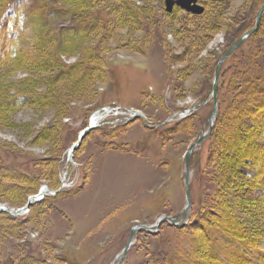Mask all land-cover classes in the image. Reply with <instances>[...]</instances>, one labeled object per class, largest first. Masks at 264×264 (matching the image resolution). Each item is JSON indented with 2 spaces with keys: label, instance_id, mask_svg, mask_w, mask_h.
<instances>
[{
  "label": "rangeland",
  "instance_id": "374dc122",
  "mask_svg": "<svg viewBox=\"0 0 264 264\" xmlns=\"http://www.w3.org/2000/svg\"><path fill=\"white\" fill-rule=\"evenodd\" d=\"M261 1L198 0L193 14L165 0H22L8 18L0 0V162L20 171H0V207L65 186L0 218V264H115L132 227L183 212L185 156L206 132L190 160L191 210L206 197L194 226L135 232L120 264H264V114L246 112L264 33L219 62Z\"/></svg>",
  "mask_w": 264,
  "mask_h": 264
},
{
  "label": "water",
  "instance_id": "95a60500",
  "mask_svg": "<svg viewBox=\"0 0 264 264\" xmlns=\"http://www.w3.org/2000/svg\"><path fill=\"white\" fill-rule=\"evenodd\" d=\"M179 6L180 8H182L183 10L189 12V13H193V14H201L204 12L205 8L202 4H200L198 2V0H165V6H166V10L168 12H171L175 6ZM264 11V3L262 4V6L260 7L259 11L257 12V16L255 19V23L252 29H250L248 31V33L244 34L239 40H237L229 49L228 51L221 57L219 62H222L235 48H237L247 37L248 35L252 34L253 32H255L259 25H260V21L262 19V14ZM220 66V63L218 64ZM217 67L216 71H215V80H214V86H213V92L212 95L214 97V100H216V91H217V82L216 79L219 75V70L220 67ZM216 116V105L214 107L213 110V114L210 117V121H212V119ZM91 128H88L86 130H83L82 133L79 135L77 143H75L72 146V151L76 150L82 143L84 137L90 132ZM210 132H206L204 133L201 137H199L189 148L188 152L186 153L185 156V178H184V188H185V196H186V205L185 208L183 210V212L178 216L177 219L170 217V216H166L163 215L160 218H158V220L150 226L147 225H135L134 227H132L129 238L127 240L126 245L124 246V248L122 249V255L120 257V259L115 263V264H120L125 255L126 252L129 250L131 244H132V238H133V234L135 232L138 231H146V232H152V233H156L160 230L161 226L163 225L164 222H168L172 225H178L181 226L184 223H181L184 217L189 218L190 216V211H191V205H192V197H191V184H190V160H191V156L192 153L195 151L196 147L201 144L210 134ZM45 193V191H42L39 193V195H34L32 196L27 205L24 208H28L30 207L34 201H37L39 196H42ZM0 211H5L8 213H13V214H18L20 212L18 211H8V209L4 208V207H0Z\"/></svg>",
  "mask_w": 264,
  "mask_h": 264
},
{
  "label": "trees",
  "instance_id": "16d2710c",
  "mask_svg": "<svg viewBox=\"0 0 264 264\" xmlns=\"http://www.w3.org/2000/svg\"><path fill=\"white\" fill-rule=\"evenodd\" d=\"M21 2L22 0H6V4H5V7H4V12L6 13V14H4L5 15V17L7 16L8 18H10L11 16H12V14H13V9H11V7L14 5V6H16V4H15V2ZM218 1V2H217ZM229 1H231V0H205V3H204V5L206 4L207 6L208 5H212L213 3H216L217 2V4L218 5H226ZM264 2V0H262L260 3H259V5L257 6V8H255V10H253L254 12H253V18H252V24L248 27V28H250L252 25H254V22H255V19H256V15H257V12H258V9H259V7H260V5L262 4ZM209 3H211V4H209ZM205 5V6H206ZM11 13V14H10ZM263 20H264V12H263V14H262V19H261V21H260V25H259V28L256 30V32H254V33H252L247 39H246V42H248V43H255V41L257 40V38H259V36H261V34L262 33H264V31H263V29H262V25H263ZM247 28V29H248ZM71 29H73V30H79L80 31V26L79 25H76V26H74V27H71ZM247 29H245V31L247 30ZM227 39H228V42H227V47H230V45H232V44H234L235 43V41L237 40V37H234V36H231V35H229V36H227ZM260 48H262V50H264V41L261 43V46H260ZM226 49H228V48H226ZM263 73H264V70H263ZM260 79H252V80H250L251 81V83L254 85L253 87H254V89H255V91H258L259 93H260V100H259V102L256 104V106H254V107H250V106H248L247 107V110H246V112H248V114L250 113H253L254 114V111L255 112H260V113H262V114H264V79H262V81L260 80ZM255 85H256V88H255ZM260 118V117H259ZM260 122V121H259ZM260 125H261V123H260ZM262 126V125H261ZM262 128V127H261ZM262 137L264 136V132H263V130H262ZM207 138H210V135L207 137ZM206 138V139H207ZM205 139V140H206ZM208 140V139H207ZM206 140V141H207ZM6 160H4V161H1L0 162V171H2V173L5 175V176H8V177H12V178H17L16 176H19L20 175V173H18V172H20L19 171V169L18 168H16L14 165L12 166V164L10 163V162H8V163H5V164H3L4 162H5ZM13 171H15L14 173H12ZM51 186V185H50ZM60 187V186H59ZM58 187V188H59ZM51 198H53V197H51ZM45 200H47V198H45L44 199V201ZM41 202H43V201H41ZM205 202H206V198L204 197V195L203 196H201V200H199L198 202H196V201H194V206H193V208H192V210H191V216H190V219H189V221H188V223L187 224H185V225H183V226H174V225H170L169 223H167L169 226H172V227H174V228H176V229H178V230H182V229H191L190 227H193L194 226V221H195V216H194V214H197V213H199V212H201L202 210H203V207H204V204H205ZM40 203V202H39ZM37 204V203H36ZM36 204H34V205H36ZM1 217H3V218H6V219H15V220H18L17 218H15V217H12L11 215H8L7 213H3V214H1L0 215V218ZM20 220V219H19ZM200 225H201V223H200ZM205 226H204V224L202 225V228H204ZM159 233V232H158ZM158 233H156V234H158ZM212 240V238L210 239V241ZM211 244V243H210ZM212 248H214V246L213 245H210ZM191 254V253H190ZM221 257V256H220ZM219 257V258H220ZM222 258V257H221ZM220 258V259H221ZM222 259H224V258H222ZM226 260V259H225ZM223 261V260H222ZM225 262V261H224ZM226 262L228 263V264H233L234 262H232V261H228V260H226ZM235 264V263H234Z\"/></svg>",
  "mask_w": 264,
  "mask_h": 264
},
{
  "label": "bare ground",
  "instance_id": "6f19581e",
  "mask_svg": "<svg viewBox=\"0 0 264 264\" xmlns=\"http://www.w3.org/2000/svg\"><path fill=\"white\" fill-rule=\"evenodd\" d=\"M264 12V11H263ZM94 123H95V119H93V120H91V123L89 124V127L91 128V129H93V125H94ZM84 130H86V128L84 129ZM89 134V133H88ZM88 134L86 135V136H88ZM84 139H85V137H84ZM83 139V140H84ZM83 142V141H82ZM82 144V143H81ZM193 144V143H192ZM80 147V146H79ZM193 154V153H192ZM191 184V183H190ZM191 197H192V195H191ZM206 198V197H205ZM216 203V202H215ZM191 207H192V205H191ZM10 210H12V211H16V210H18V208H10ZM189 219H190V216H189V218H187V217H184L183 218V220H182V222L181 223H184L185 222V224H187L188 223V221H189ZM170 224V223H169ZM185 224H182L181 226H183V225H185ZM170 225H172V224H170ZM174 226H178V225H174ZM192 258V257H191Z\"/></svg>",
  "mask_w": 264,
  "mask_h": 264
}]
</instances>
